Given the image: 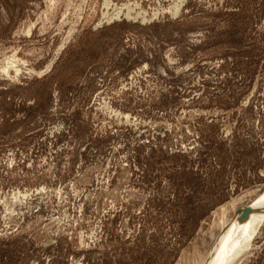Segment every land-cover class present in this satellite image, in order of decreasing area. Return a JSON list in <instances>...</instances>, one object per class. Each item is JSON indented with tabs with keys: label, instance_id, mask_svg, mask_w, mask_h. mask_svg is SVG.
Here are the masks:
<instances>
[{
	"label": "rangeland",
	"instance_id": "374dc122",
	"mask_svg": "<svg viewBox=\"0 0 264 264\" xmlns=\"http://www.w3.org/2000/svg\"><path fill=\"white\" fill-rule=\"evenodd\" d=\"M263 193L264 0H0V264H217Z\"/></svg>",
	"mask_w": 264,
	"mask_h": 264
},
{
	"label": "bare ground",
	"instance_id": "6f19581e",
	"mask_svg": "<svg viewBox=\"0 0 264 264\" xmlns=\"http://www.w3.org/2000/svg\"><path fill=\"white\" fill-rule=\"evenodd\" d=\"M176 10V9H175ZM264 221V193L250 206L246 217L238 224L228 247L217 264H231L232 259L239 255L243 248L250 243L258 227ZM242 256V255H241Z\"/></svg>",
	"mask_w": 264,
	"mask_h": 264
},
{
	"label": "water",
	"instance_id": "95a60500",
	"mask_svg": "<svg viewBox=\"0 0 264 264\" xmlns=\"http://www.w3.org/2000/svg\"><path fill=\"white\" fill-rule=\"evenodd\" d=\"M249 203H251V201H249V202H247V203H245V204H242V205H239V206H237L236 207V209H235V211L237 210L238 212H241V210H242V208H245V210L248 212L249 210H250V207H245L244 205H247V204H249ZM246 215H247V213L246 214H243L242 216L243 217H246ZM222 234V231H220V233H219V235L216 237V239L214 240V242H213V244H212V246H211V248H210V251H209V254H208V256L210 255V253L213 251V249H214V247H215V245H216V242L218 241V238H219V236ZM208 260V259H207ZM208 262V261H207Z\"/></svg>",
	"mask_w": 264,
	"mask_h": 264
}]
</instances>
